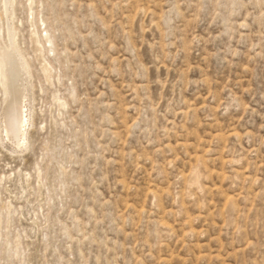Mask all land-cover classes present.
Wrapping results in <instances>:
<instances>
[{
  "label": "rangeland",
  "instance_id": "1",
  "mask_svg": "<svg viewBox=\"0 0 264 264\" xmlns=\"http://www.w3.org/2000/svg\"><path fill=\"white\" fill-rule=\"evenodd\" d=\"M0 264H264V0H0Z\"/></svg>",
  "mask_w": 264,
  "mask_h": 264
},
{
  "label": "bare ground",
  "instance_id": "2",
  "mask_svg": "<svg viewBox=\"0 0 264 264\" xmlns=\"http://www.w3.org/2000/svg\"><path fill=\"white\" fill-rule=\"evenodd\" d=\"M1 69L4 72L5 71L9 72V69L7 68V65L5 63L2 64ZM18 83H19V80H18ZM20 85L22 86V84ZM18 89L15 86L13 89H8L6 93V98H5V104H4L5 106L3 107V112H2V119L4 123V131H5L4 134L9 139L11 137H15L16 138L15 143L16 142L21 143L20 141L21 138L26 137L27 131L26 129L25 131L22 129L29 122L27 118V114H25L24 111H22L24 107L22 106V103H21L22 94Z\"/></svg>",
  "mask_w": 264,
  "mask_h": 264
}]
</instances>
